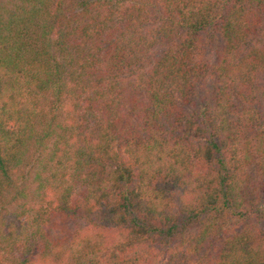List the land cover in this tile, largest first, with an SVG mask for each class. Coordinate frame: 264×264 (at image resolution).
<instances>
[{
    "label": "trees",
    "instance_id": "obj_1",
    "mask_svg": "<svg viewBox=\"0 0 264 264\" xmlns=\"http://www.w3.org/2000/svg\"><path fill=\"white\" fill-rule=\"evenodd\" d=\"M27 195L14 264H264V0H0L1 225Z\"/></svg>",
    "mask_w": 264,
    "mask_h": 264
},
{
    "label": "rangeland",
    "instance_id": "obj_2",
    "mask_svg": "<svg viewBox=\"0 0 264 264\" xmlns=\"http://www.w3.org/2000/svg\"><path fill=\"white\" fill-rule=\"evenodd\" d=\"M29 165L27 167H29ZM29 177L27 176V179H28L27 182L29 183V185H31ZM31 186H33V185H31ZM27 189L29 190V188H27ZM18 198H19L17 200L18 202H14L10 206H8L5 211H3L4 220H3V225L0 224V238H2V236L5 233L7 228H11L12 231H16L21 224L23 226V229L26 232H28V230H29L27 228V226H25V216L26 215L24 212L26 210H25V208H21L19 204L25 200L28 204V199L30 198V196L27 195L25 197L21 196ZM34 203H36L35 200L32 201V205ZM22 243L23 242H14V245H15L14 246V245H11L10 242H0V259H2V263L1 262L0 263L1 264H14L15 259L18 257V255H20V252L24 251L25 245L24 246L21 245ZM27 245H30V244H27ZM33 251H34V246H30L29 251H27V252L24 251L23 256L26 258H29ZM49 257H50L49 258L50 262L53 264H57L58 261L62 260L61 254H59L58 252L51 253L49 255ZM65 260H67V259H65Z\"/></svg>",
    "mask_w": 264,
    "mask_h": 264
}]
</instances>
